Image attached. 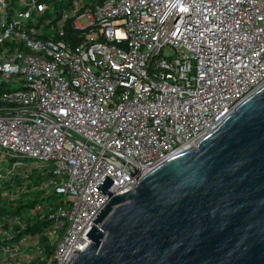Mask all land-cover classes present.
<instances>
[{"label":"built area","instance_id":"obj_1","mask_svg":"<svg viewBox=\"0 0 264 264\" xmlns=\"http://www.w3.org/2000/svg\"><path fill=\"white\" fill-rule=\"evenodd\" d=\"M262 86L264 0H0V150L13 161L0 163V205L46 165L53 179L35 191L66 197L48 210L50 263L70 264L110 201L106 176L113 197L131 191ZM19 221L0 220V236ZM32 247L3 245L0 264L30 262Z\"/></svg>","mask_w":264,"mask_h":264},{"label":"water","instance_id":"obj_2","mask_svg":"<svg viewBox=\"0 0 264 264\" xmlns=\"http://www.w3.org/2000/svg\"><path fill=\"white\" fill-rule=\"evenodd\" d=\"M70 264H264V86L113 197Z\"/></svg>","mask_w":264,"mask_h":264},{"label":"trees","instance_id":"obj_3","mask_svg":"<svg viewBox=\"0 0 264 264\" xmlns=\"http://www.w3.org/2000/svg\"><path fill=\"white\" fill-rule=\"evenodd\" d=\"M67 31H71V28H67ZM51 179L53 174L44 165L32 168L29 172H21L13 182L6 185V189L12 191L13 195L1 201L0 220L19 217L20 221L12 224L3 222V233L6 234L0 236V249L3 245L18 244L24 238H34L37 241V247L25 252L27 255L31 254L33 259L30 262L22 261L21 264H51L57 241L49 236L55 220L48 210L50 206H56L59 200L57 196L43 197L35 191L37 185ZM38 205L42 206V211L36 210Z\"/></svg>","mask_w":264,"mask_h":264},{"label":"rangeland","instance_id":"obj_4","mask_svg":"<svg viewBox=\"0 0 264 264\" xmlns=\"http://www.w3.org/2000/svg\"><path fill=\"white\" fill-rule=\"evenodd\" d=\"M51 2H52V1H51ZM54 18H55V15L53 14V16L51 17V19H54ZM79 24H80L82 27H86V26L89 25V20H87V19H83V20H81V21L79 22ZM10 88H12V89H17V85H13V86H11ZM3 152H4V151H1V150H0V163H1L2 165H6L7 167H9V166L12 165L13 161L11 160V157H10L9 155H4ZM17 162H19V161H17ZM20 163H25V164H30V165L35 164V165H37V166L44 165V164H43L42 162H40V161H32V160H22V161H20ZM57 198H58L59 201H62V202H64L65 199H66V197H64V196H57Z\"/></svg>","mask_w":264,"mask_h":264}]
</instances>
